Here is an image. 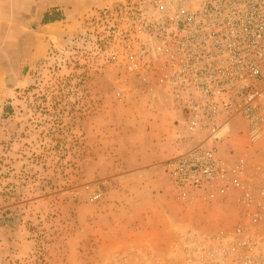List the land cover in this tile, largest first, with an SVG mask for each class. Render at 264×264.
Returning a JSON list of instances; mask_svg holds the SVG:
<instances>
[{
	"label": "rangeland",
	"instance_id": "rangeland-1",
	"mask_svg": "<svg viewBox=\"0 0 264 264\" xmlns=\"http://www.w3.org/2000/svg\"><path fill=\"white\" fill-rule=\"evenodd\" d=\"M45 4L0 0V264H192L171 242L201 229L216 235L219 226L195 217L158 231L138 195L123 197L131 185L139 193V181L125 176L121 135L108 143V126L117 118L125 128L145 107L123 70L104 59L119 34L102 30L99 40L89 15L100 7L82 14L67 42L33 34ZM35 45L42 54L30 55ZM172 197L180 213L210 211ZM232 219L231 210L223 224Z\"/></svg>",
	"mask_w": 264,
	"mask_h": 264
},
{
	"label": "built area",
	"instance_id": "built-area-1",
	"mask_svg": "<svg viewBox=\"0 0 264 264\" xmlns=\"http://www.w3.org/2000/svg\"><path fill=\"white\" fill-rule=\"evenodd\" d=\"M89 16L98 36L119 34L105 61L180 112L181 146L162 163L174 197L233 207L216 235L170 246L192 264H264V0H122Z\"/></svg>",
	"mask_w": 264,
	"mask_h": 264
},
{
	"label": "crops",
	"instance_id": "crops-1",
	"mask_svg": "<svg viewBox=\"0 0 264 264\" xmlns=\"http://www.w3.org/2000/svg\"><path fill=\"white\" fill-rule=\"evenodd\" d=\"M115 1L118 0H46L42 16L44 13L56 14L58 18L46 23L38 22L35 28H31L32 32L43 33L52 41L67 42L75 32L72 28L77 29L82 14L91 12L94 7L111 5ZM41 46L35 45L30 55L42 54ZM141 95L145 109L140 116H133L130 125L122 127L124 131L122 128H116L117 118L113 125L108 126V143L115 142L118 135H121L117 151L123 153L122 160L128 170L125 176L129 177L131 183L133 180L139 181V188H136L139 193L131 185L129 190H123L124 199L133 200L138 195L136 199L140 200L141 213L144 211L146 216L149 211L155 214L158 231L175 230L186 221L194 224L195 217L200 219L199 223L203 221V226L222 227L223 220L233 209L226 201L223 202V199L215 200L210 205L203 204L204 209L210 210L203 216L199 206L191 208L189 213H180L178 207L174 205L175 200L162 163L176 154L181 146L179 126L176 124V121L180 120V112L174 108L171 97L165 92L157 91L155 96L150 93ZM108 114L113 120L112 113ZM206 213L212 215L207 216ZM207 217H211L212 221L208 222Z\"/></svg>",
	"mask_w": 264,
	"mask_h": 264
},
{
	"label": "trees",
	"instance_id": "trees-1",
	"mask_svg": "<svg viewBox=\"0 0 264 264\" xmlns=\"http://www.w3.org/2000/svg\"><path fill=\"white\" fill-rule=\"evenodd\" d=\"M57 18H58V16L56 14H47V13H44L43 16H42L41 22L42 23H46V22L55 20Z\"/></svg>",
	"mask_w": 264,
	"mask_h": 264
}]
</instances>
